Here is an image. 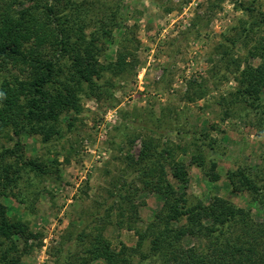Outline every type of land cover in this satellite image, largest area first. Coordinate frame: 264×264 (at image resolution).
<instances>
[{"label":"rangeland","instance_id":"374dc122","mask_svg":"<svg viewBox=\"0 0 264 264\" xmlns=\"http://www.w3.org/2000/svg\"><path fill=\"white\" fill-rule=\"evenodd\" d=\"M91 1L97 8L89 12L86 31L100 30L106 44L101 60L114 61L122 52L129 65L116 73L107 71L97 94L86 89L80 94L83 108L71 130L66 121L59 138L47 143L39 134L28 138L27 156L58 157L60 162L57 175L33 177L34 185L26 191L34 192L25 202L0 197L11 217L42 234L40 247L24 256L22 264H70L71 255L86 254L89 243H80L78 237L85 233L104 234L117 251L127 248L129 264L162 263L168 243L152 251L155 232L148 227L164 197L135 180L137 170L129 161V155L137 160L146 135L171 146L187 164L186 181L175 180L170 172L168 178L178 193H187L189 203L208 204L219 196L264 220V209L253 194L237 180L234 188L228 179V172L238 168L252 173L264 169V131L257 133L248 125L254 117L245 116L239 106L224 116L218 104L236 88L245 61L255 62L249 49L264 35V25L254 24L245 36L243 25L249 21V27L253 19L240 7L264 12V0ZM114 6L123 14L109 36L103 32V18ZM99 7H104L101 12ZM229 39H237L230 53L235 63L226 69L229 60L220 61L217 46L230 44ZM196 89L205 96L190 100L188 94ZM199 156L206 157L202 166L192 162ZM212 163L217 180L209 177ZM206 240L188 236L182 242L189 247Z\"/></svg>","mask_w":264,"mask_h":264},{"label":"trees","instance_id":"16d2710c","mask_svg":"<svg viewBox=\"0 0 264 264\" xmlns=\"http://www.w3.org/2000/svg\"><path fill=\"white\" fill-rule=\"evenodd\" d=\"M95 5L91 0H0V197L23 203L34 192L26 191L34 185L33 177L49 178L59 173L58 157L26 155L28 138L39 134L44 143L59 138L66 121L71 130L76 115L82 112L80 94L85 89L97 94L105 86L100 80L107 71L116 73L129 65L122 52L114 61L101 60L106 44L100 30L86 31L89 12L97 8ZM240 8L253 19L249 27V21L243 25L247 37L254 24L264 25V12L253 6ZM122 14L118 6L108 7L104 34L112 35ZM228 41L230 44L217 46L220 61L229 60L226 69L230 62L235 63L230 53L237 39ZM248 56L255 62L245 61L236 77V88L218 104L224 116L239 106L245 116L254 117L248 125L260 133L264 131V35L255 39ZM188 88L192 89L193 83L189 82ZM198 88L202 89V84ZM195 92L188 94L190 100L206 94L203 90ZM141 142L137 160L129 155V161L137 170L135 180L142 182L145 190L164 197L148 227L155 232L152 251L168 243L161 264H264V220H256L250 211L219 196L208 204L199 200L189 203L187 193H178L168 178L170 172L175 180L186 181L187 164L176 157L171 146L159 145L154 136H143ZM204 157H193L192 162L202 166ZM215 167L212 163L209 177L217 180ZM263 170L252 173L238 168L228 172V179L234 188L239 183L241 189L250 191L264 209ZM131 187L134 191L139 188ZM10 213L0 200V264H22L24 256L40 247L42 234ZM188 236L207 240L203 245L186 247L182 241ZM78 237L80 243L87 240L89 246L85 255H71L70 264H92L97 259L105 264H129L127 248L115 250L104 234Z\"/></svg>","mask_w":264,"mask_h":264}]
</instances>
